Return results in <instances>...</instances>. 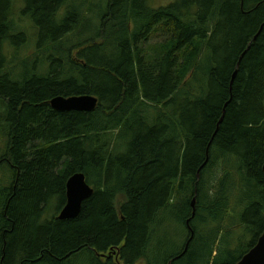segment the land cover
I'll list each match as a JSON object with an SVG mask.
<instances>
[{"label": "trees", "instance_id": "16d2710c", "mask_svg": "<svg viewBox=\"0 0 264 264\" xmlns=\"http://www.w3.org/2000/svg\"><path fill=\"white\" fill-rule=\"evenodd\" d=\"M106 2L24 0L19 72L0 0V264H237L264 233V0ZM77 173L94 195L61 221Z\"/></svg>", "mask_w": 264, "mask_h": 264}, {"label": "water", "instance_id": "95a60500", "mask_svg": "<svg viewBox=\"0 0 264 264\" xmlns=\"http://www.w3.org/2000/svg\"><path fill=\"white\" fill-rule=\"evenodd\" d=\"M235 76L236 75H234V77ZM98 103V98L90 95H82L69 98L62 96L55 97L51 100L50 105L52 109L57 112L92 113L97 109ZM66 195L67 203L58 216L61 221L78 218L82 212L84 202L94 195V189L88 184L84 173H77L69 179L67 183ZM195 205L196 200L192 203L193 207H195ZM195 213L196 211L194 210V214ZM193 237L194 234L192 235L190 241ZM189 244L183 254H185L188 250ZM169 264H172V262ZM237 264H264V233L258 239L256 245L252 247Z\"/></svg>", "mask_w": 264, "mask_h": 264}, {"label": "rangeland", "instance_id": "374dc122", "mask_svg": "<svg viewBox=\"0 0 264 264\" xmlns=\"http://www.w3.org/2000/svg\"><path fill=\"white\" fill-rule=\"evenodd\" d=\"M78 3L79 5V10L80 12H84L86 15H88L89 17H91L92 13L94 11H96V6L98 7H102L101 11L103 10V6L106 5V0H74ZM175 0H151V5L154 8H159L161 6H166L172 2H174ZM25 8V3L23 0H15V5H14V15H13V20L14 23L16 25V30L18 32H22V36L17 42H16V51H15V57L17 60L16 66L17 69L19 70V72L24 70L23 67V63L25 61H28V58H31L35 52H36V46L35 44H37V32L34 29L32 23V20H29L28 18H26L25 16H23L22 11ZM78 8V7H77ZM97 14V13H95ZM92 32H94V27L90 28L89 31H82L81 30V36H79L78 38H75V43L78 42H83L86 39L91 38V34ZM26 40V41H25ZM15 46V45H14ZM13 51L8 52V56H10L12 58L13 56ZM5 145H6V141L5 140H1L0 139V154L5 150ZM9 175L8 172H6ZM5 173L2 169H0V179L2 177H4ZM0 185L1 181H0ZM0 195H1V189H0ZM57 202H55V206ZM54 206L52 204V206H50L47 211H46V219H51L54 216ZM246 235V232H244V230L242 231H238L236 234V238L238 236H244ZM247 237V241L248 244L246 245V248L249 246V242L252 240V236H248ZM245 249V248H244ZM244 249L242 251H244Z\"/></svg>", "mask_w": 264, "mask_h": 264}, {"label": "flooded vegetation", "instance_id": "af4514ba", "mask_svg": "<svg viewBox=\"0 0 264 264\" xmlns=\"http://www.w3.org/2000/svg\"><path fill=\"white\" fill-rule=\"evenodd\" d=\"M12 35H14V34H12ZM3 45H4V48H5L4 51L6 53V56H8V54H7L8 52H10V51H14L15 52V50H16L15 46H13V43L11 41H6ZM8 59L11 60V57L8 56Z\"/></svg>", "mask_w": 264, "mask_h": 264}]
</instances>
